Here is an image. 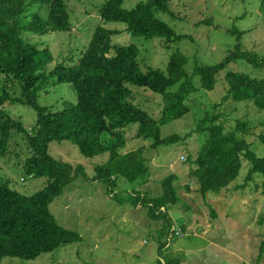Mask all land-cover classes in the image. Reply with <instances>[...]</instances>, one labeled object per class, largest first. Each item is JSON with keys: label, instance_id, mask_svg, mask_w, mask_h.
Masks as SVG:
<instances>
[{"label": "rangeland", "instance_id": "obj_1", "mask_svg": "<svg viewBox=\"0 0 264 264\" xmlns=\"http://www.w3.org/2000/svg\"><path fill=\"white\" fill-rule=\"evenodd\" d=\"M106 1L66 0L71 30H55L44 35L25 33L26 40L51 50L53 61L47 66L48 70L64 60L77 63L100 24L122 31L113 36V43L139 46L143 69L147 66L166 69L176 50L188 56L186 69L189 72L196 64L212 65L222 61L238 43L264 55L261 0H170L174 17L167 13L157 14L178 33L188 35L179 43L133 37L124 23L102 21L99 8ZM140 1L125 0L124 7L132 8ZM47 12V9L43 12L45 17ZM234 30L245 32L234 33ZM228 71L264 78V67L244 60L230 63L217 75V83L210 90L203 88L200 77L195 76L198 89L187 100L190 112L161 127L163 136L173 133L186 136L191 132L185 140L153 149L151 140L137 136V125L125 130V151L141 146L147 148L151 176L145 184L120 178L119 184L111 190L105 183L91 179L96 173L95 166L109 159L108 152L87 157L71 141L52 142L50 152L53 156L73 165L83 164L86 168L88 178H76L50 204L58 223L78 231L82 240L44 253L35 260L5 257L1 264H164L170 261L178 264H264V256L260 261L258 259L259 246L264 239L262 175L256 173L253 180L246 182L251 164L243 159L237 180L220 193L208 194L205 199L199 191L197 178L191 174L193 165L187 160L189 155L195 157L204 143L207 133L199 131L198 124L207 111L221 113L227 130L234 129L238 120L247 121L249 132L245 137L251 148L264 156V110L252 101L223 99L228 89L225 78ZM0 85L12 95L20 94L17 82L3 79ZM131 88L134 102L160 119L163 96L143 87ZM38 101L52 110H60L75 104L77 95L70 83L48 80L43 82ZM3 107L31 132L37 120L33 107L8 102ZM30 154L26 134L15 129L7 154L0 155L1 180L9 181L13 188L27 195L42 189L47 182L46 177L33 176L24 168ZM172 174L177 176L174 183L181 202L171 211L184 212L186 218V230L180 231L178 236L174 219L173 222L168 217L153 218L149 213L150 206L145 202L136 204L133 199H128L134 193L149 198L160 195L163 180ZM115 192L117 197L112 195ZM210 206L215 209L216 217Z\"/></svg>", "mask_w": 264, "mask_h": 264}, {"label": "trees", "instance_id": "obj_2", "mask_svg": "<svg viewBox=\"0 0 264 264\" xmlns=\"http://www.w3.org/2000/svg\"><path fill=\"white\" fill-rule=\"evenodd\" d=\"M124 3L125 0H107L102 4L99 8L102 21L124 23L133 37L159 38L168 43H179L188 37L158 17L160 12L174 17L170 0H142L132 8L124 7ZM260 9L264 15V0ZM71 27L66 0H0V81L9 79L20 87V94L12 95L0 85V155L7 154L13 130L25 133L31 154L24 168L33 176L46 177L47 181L42 189L27 195L0 178V264L5 257L35 260L44 253L82 240L78 231L58 223L50 204L76 178H88L86 168L53 156L52 142L71 141L87 157L108 152L109 159L95 166L96 173L91 179L105 183L111 190L119 184L120 178L145 184L151 176L147 148L141 146L125 151L128 127L137 125V136L151 140L153 149L179 143L191 132L186 136L178 133L163 136L161 127L190 112L187 100L198 89L195 76L200 77L203 88L210 90L217 83V75L232 62L244 60L264 67V55L238 43L222 61L212 65L196 64L192 72L186 69L188 56L180 50L172 52L166 69L153 66L143 69L139 46L113 43V36L122 31L100 24L77 63L64 60L48 70L47 66L53 61L51 50L26 40L25 33L44 35L55 30L69 31ZM233 32L243 34L245 31ZM225 78L228 89L224 100L252 101L264 110V78L239 71H228ZM48 80L70 83L77 102L60 110L40 104L39 92L43 82ZM131 86L163 96L160 119L134 102ZM7 102L29 105L36 110L37 120L31 132L6 112L3 106ZM248 126L247 121L238 120L234 129L227 130L221 113L210 111L199 121L198 130L207 133L206 138L197 155H189L187 160L193 165L191 174L197 178L205 199L237 180L243 159L251 164L245 181L253 180L254 175L260 173L264 194V156H259L246 139ZM176 179L175 174L166 177L162 183L163 193L158 196L149 198L130 193L128 199L136 204L145 202L153 218L162 216L173 220L171 209L181 202L174 183ZM112 195L117 197L116 192ZM210 207L216 217L215 209ZM263 256L264 239L259 246V261Z\"/></svg>", "mask_w": 264, "mask_h": 264}, {"label": "water", "instance_id": "obj_3", "mask_svg": "<svg viewBox=\"0 0 264 264\" xmlns=\"http://www.w3.org/2000/svg\"><path fill=\"white\" fill-rule=\"evenodd\" d=\"M171 216L175 220L178 228L182 231H185L186 230V218L184 217L182 212L179 210H176V211L173 210V211H171Z\"/></svg>", "mask_w": 264, "mask_h": 264}, {"label": "clouds", "instance_id": "obj_4", "mask_svg": "<svg viewBox=\"0 0 264 264\" xmlns=\"http://www.w3.org/2000/svg\"><path fill=\"white\" fill-rule=\"evenodd\" d=\"M182 157H183V156H182ZM172 211H173V210H172ZM182 214H183V213H182ZM172 218H173V217H172ZM180 231H182V230H180V229L178 228V226H177V232H176L177 236L181 234Z\"/></svg>", "mask_w": 264, "mask_h": 264}, {"label": "crops", "instance_id": "obj_5", "mask_svg": "<svg viewBox=\"0 0 264 264\" xmlns=\"http://www.w3.org/2000/svg\"><path fill=\"white\" fill-rule=\"evenodd\" d=\"M226 194H228V193H226ZM226 194H224V196H225Z\"/></svg>", "mask_w": 264, "mask_h": 264}]
</instances>
